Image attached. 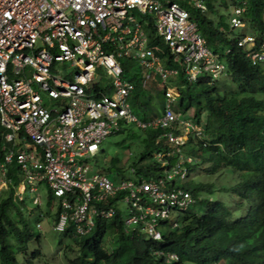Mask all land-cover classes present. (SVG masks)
<instances>
[{
    "label": "built area",
    "instance_id": "2783aa9c",
    "mask_svg": "<svg viewBox=\"0 0 264 264\" xmlns=\"http://www.w3.org/2000/svg\"><path fill=\"white\" fill-rule=\"evenodd\" d=\"M226 1L238 46L252 64L264 65V39L249 32L245 1ZM187 5L207 11V0H0V193L14 165L16 199L29 192L40 205L45 185L57 200V232L70 222L76 232H89L96 218L113 216L107 203L116 198L132 205L128 227L141 222L147 237H161L160 222L193 201L180 186L193 161L183 145L206 137L193 112L173 109L177 78L215 82L227 73ZM123 59L134 62L141 86L154 75L165 85V107L155 119L133 113L135 82L124 75ZM120 121L163 129L158 143L166 147L152 154L161 176L145 179L130 168V177L111 180L100 170L102 143ZM169 156L177 158L172 165Z\"/></svg>",
    "mask_w": 264,
    "mask_h": 264
},
{
    "label": "trees",
    "instance_id": "16d2710c",
    "mask_svg": "<svg viewBox=\"0 0 264 264\" xmlns=\"http://www.w3.org/2000/svg\"><path fill=\"white\" fill-rule=\"evenodd\" d=\"M239 1L232 0L233 4L242 5ZM243 1L248 30L261 41L264 0ZM222 2L224 7L230 6L226 0ZM186 7L208 47L224 59L227 74L237 86L236 90L222 91L218 81L210 82L207 77L195 82L177 78L179 96L173 109L177 113L193 110V118L203 124L206 136L202 140L190 137L183 145L185 155L193 161L186 163L188 177L180 186L190 192L193 201L172 219L162 220L161 237L153 239L143 232V223L126 225L132 205L117 204L113 198L107 203L115 209L113 216L96 218L89 232H76L72 222L59 232L58 246L63 247L65 255L73 254L69 264H264V99L258 97L264 94V65L252 64L246 57L237 44L239 32L229 28L228 14L221 15L213 0H207L205 13ZM122 63L124 75L135 82L130 98L133 113L142 121L155 119L165 107V85L154 75L145 87L141 86L134 62L123 59ZM150 84L158 93L157 105L151 104ZM157 85L162 86L161 90L156 89ZM95 88L104 90L102 85ZM128 124L120 121L111 135L123 133ZM138 129L142 134L140 148L128 166L118 156L106 161L103 149L96 158L100 170L113 180L130 177V168L145 179L152 175L156 179L162 174V167L152 154L166 147L158 143L163 129ZM167 159L170 165L177 160L174 156ZM224 169H230L235 176L226 186L215 188L213 182L193 179L196 174L216 175ZM16 171L17 167L11 166L12 182L0 193V264H19L17 253L25 252L32 239L37 243L41 239L23 215L24 199L14 196L19 179ZM215 189L232 194L234 201L226 204L214 198ZM46 204L45 214L39 205L32 209L54 223L59 204L50 194ZM194 206L202 212L193 210ZM42 255L36 248L29 256L25 254L22 264H45L40 262Z\"/></svg>",
    "mask_w": 264,
    "mask_h": 264
},
{
    "label": "rangeland",
    "instance_id": "374dc122",
    "mask_svg": "<svg viewBox=\"0 0 264 264\" xmlns=\"http://www.w3.org/2000/svg\"><path fill=\"white\" fill-rule=\"evenodd\" d=\"M223 0L213 1L215 7L218 9L221 15H226L229 12V7L223 6ZM215 21H217L216 16H212ZM218 84L221 87L222 91L236 90L237 86L234 82L231 81L229 74L223 75L218 80ZM150 95H151V104H158L157 91H155L154 85L150 84ZM162 86L157 85V90H161ZM259 98L264 99V94L258 95ZM190 112H193L191 110ZM130 134V135H129ZM142 134L137 126L129 123L126 127L125 131L121 134L109 135L102 143L101 149L105 151V160L109 161L110 158L118 156L121 158L123 164L127 165L133 160L134 155L140 148L138 144L139 140H141ZM119 142V144H117ZM230 169H224L220 174L216 175H207V174H196L193 179L195 181H210L213 182L215 188L217 186H226L232 183L235 180V176L232 175ZM110 177V176H109ZM111 180L112 177H110ZM40 194V209L45 214L48 210L47 208V188L45 185L40 186L39 188ZM212 196L216 199H220L224 201L226 204H231L235 197L228 192H220L215 189ZM211 196V197H212ZM25 204L22 206V212L25 219L32 226L34 234H41L40 243H37L35 239H32L28 245L26 251H21L17 253V259L19 264L23 263V259L25 254L30 255V253L36 249L40 248L42 252V257L40 262L45 264H69L68 259L72 258V253H67L66 255L63 253V247L58 246V237L59 232L55 231L52 227L53 221L50 217H40L38 213L34 212L32 208L36 205L34 203L35 195L29 192H26L23 196ZM193 210L202 212V209L199 206H194ZM37 223L41 228H37ZM59 247V248H58Z\"/></svg>",
    "mask_w": 264,
    "mask_h": 264
},
{
    "label": "clouds",
    "instance_id": "9594fccd",
    "mask_svg": "<svg viewBox=\"0 0 264 264\" xmlns=\"http://www.w3.org/2000/svg\"><path fill=\"white\" fill-rule=\"evenodd\" d=\"M174 215H176V213ZM172 218H173V216H172ZM172 218H170V219H172Z\"/></svg>",
    "mask_w": 264,
    "mask_h": 264
}]
</instances>
